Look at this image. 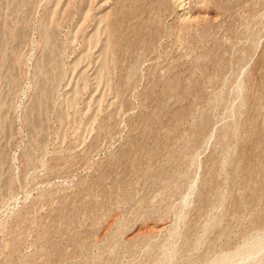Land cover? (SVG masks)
I'll use <instances>...</instances> for the list:
<instances>
[{
	"label": "rangeland",
	"instance_id": "1",
	"mask_svg": "<svg viewBox=\"0 0 264 264\" xmlns=\"http://www.w3.org/2000/svg\"><path fill=\"white\" fill-rule=\"evenodd\" d=\"M264 264V0H0V264Z\"/></svg>",
	"mask_w": 264,
	"mask_h": 264
},
{
	"label": "bare ground",
	"instance_id": "2",
	"mask_svg": "<svg viewBox=\"0 0 264 264\" xmlns=\"http://www.w3.org/2000/svg\"><path fill=\"white\" fill-rule=\"evenodd\" d=\"M231 264V263H230Z\"/></svg>",
	"mask_w": 264,
	"mask_h": 264
}]
</instances>
